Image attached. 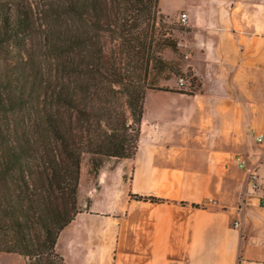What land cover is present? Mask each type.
I'll use <instances>...</instances> for the list:
<instances>
[{"label": "crops", "instance_id": "0c3cea01", "mask_svg": "<svg viewBox=\"0 0 264 264\" xmlns=\"http://www.w3.org/2000/svg\"><path fill=\"white\" fill-rule=\"evenodd\" d=\"M160 9L187 14L200 90L148 93L136 155L100 172L58 249L79 264H264V0ZM151 196L164 201L138 199Z\"/></svg>", "mask_w": 264, "mask_h": 264}, {"label": "trees", "instance_id": "16d2710c", "mask_svg": "<svg viewBox=\"0 0 264 264\" xmlns=\"http://www.w3.org/2000/svg\"><path fill=\"white\" fill-rule=\"evenodd\" d=\"M160 0H0V252L71 264L62 231L96 179L136 155L150 91L183 67ZM138 199L161 203L154 196Z\"/></svg>", "mask_w": 264, "mask_h": 264}, {"label": "rangeland", "instance_id": "374dc122", "mask_svg": "<svg viewBox=\"0 0 264 264\" xmlns=\"http://www.w3.org/2000/svg\"><path fill=\"white\" fill-rule=\"evenodd\" d=\"M183 13V12H182ZM178 13L177 15L174 16H169V25L174 27V32L178 37V50L176 52L167 49L164 52V57L168 60L174 61V63H179L183 67V72L182 75L188 80V83L186 85H180L178 78L181 76H173L169 80H164L162 81V86L167 87L171 90L175 91H183V92H188V93H194L198 92L200 90L201 86V81L200 77L196 75L195 71L190 67V64H192L193 60V49L189 45V41H191L192 33H191V27L187 25V23H184L181 20V14ZM190 53V54H189ZM186 54H189V58H186ZM158 93H153V96H157ZM153 102L156 101L155 98L152 99ZM164 105H171L170 100H165ZM151 111L157 110L155 104H151ZM113 162L108 163L104 169H108L111 167ZM80 202H81V208L82 210L85 208L84 205L89 203V197L88 193L90 189H93L97 187L98 184V179L92 174H90V167L87 161L83 163L82 166V177H81V182H80ZM1 237V235H0ZM21 258V257H18ZM71 261L74 264H79L78 261H76L75 258H70ZM71 262V263H72ZM14 264H26L25 261L23 260H16Z\"/></svg>", "mask_w": 264, "mask_h": 264}, {"label": "built area", "instance_id": "2783aa9c", "mask_svg": "<svg viewBox=\"0 0 264 264\" xmlns=\"http://www.w3.org/2000/svg\"><path fill=\"white\" fill-rule=\"evenodd\" d=\"M181 20L186 23L187 20V14L185 12H183L181 14ZM190 54V53H189ZM189 54H186V58H189ZM179 84L180 85H186L188 83V80L181 76L178 78ZM257 141L261 144H264V135H259L257 137ZM237 161L240 163L241 166L246 167L247 166V161L244 158H237ZM248 181L249 183L253 186V188L257 189L259 186V177H258V173L255 169H249L248 172ZM264 205V204H263ZM239 224L236 223V226H238Z\"/></svg>", "mask_w": 264, "mask_h": 264}]
</instances>
